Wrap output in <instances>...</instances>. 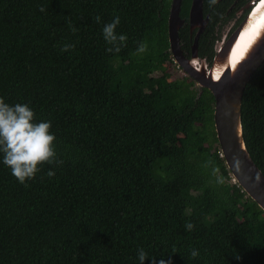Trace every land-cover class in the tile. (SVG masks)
I'll use <instances>...</instances> for the list:
<instances>
[{"label": "trees", "instance_id": "1", "mask_svg": "<svg viewBox=\"0 0 264 264\" xmlns=\"http://www.w3.org/2000/svg\"><path fill=\"white\" fill-rule=\"evenodd\" d=\"M250 1L204 0L201 58L213 62L218 30L242 21ZM171 4L0 0V97L51 121L60 161L25 184L0 163V264H138V248L170 264H264V211L225 163L213 93L187 75L171 80ZM191 4L179 31L188 57ZM114 15L128 37L119 53L101 35ZM242 123L264 174V63L245 88Z\"/></svg>", "mask_w": 264, "mask_h": 264}, {"label": "water", "instance_id": "2", "mask_svg": "<svg viewBox=\"0 0 264 264\" xmlns=\"http://www.w3.org/2000/svg\"><path fill=\"white\" fill-rule=\"evenodd\" d=\"M183 0H172L168 32L170 51L179 67L199 88L209 89L215 97L214 123L222 156L234 181L264 211V174L247 148L242 123V101L253 74L264 63V0H254L250 13L240 25L216 45L212 64L198 53L199 38L210 16L204 14V0H192L189 26L198 29L187 58L181 47L179 31ZM237 158L233 163V159Z\"/></svg>", "mask_w": 264, "mask_h": 264}, {"label": "clouds", "instance_id": "3", "mask_svg": "<svg viewBox=\"0 0 264 264\" xmlns=\"http://www.w3.org/2000/svg\"><path fill=\"white\" fill-rule=\"evenodd\" d=\"M97 23H101L99 16L95 17ZM120 24L119 15H114L110 22L103 23L101 35L105 41L106 52L119 53L121 48L126 45L128 39L126 34L116 31ZM74 32L75 28L72 29ZM72 44H64L61 51H68L73 48ZM137 52L143 53L147 50V44L140 42ZM56 136L51 131V121L35 119L33 109L26 103L10 104L0 97V163L10 169L11 175L21 184L32 180L37 173L41 171V166L45 163L49 165L58 164L55 147ZM237 158L234 157L233 163ZM214 173L219 172L218 167H214ZM54 171L50 168L46 173L48 177L54 175ZM218 184L224 183V177L219 176ZM186 230H191V223L185 224ZM191 256L196 257L198 251L193 249ZM164 257H149L143 248H138L136 258L138 264H144L146 259L151 258L153 264H170L166 262Z\"/></svg>", "mask_w": 264, "mask_h": 264}, {"label": "flooded vegetation", "instance_id": "4", "mask_svg": "<svg viewBox=\"0 0 264 264\" xmlns=\"http://www.w3.org/2000/svg\"><path fill=\"white\" fill-rule=\"evenodd\" d=\"M252 1H254V0H251L247 5H249ZM256 2L258 1V0H255ZM247 5L244 7V8H242V9H240V11L238 12V17H241V16H243V14L245 13V11L246 10H248V14L250 13V11L252 10V8H253V6H250L249 8H247ZM248 14H246L245 16H247ZM209 15V14H208ZM205 16H207V15H205ZM210 16V15H209ZM246 18V17H245ZM244 18V19H245ZM243 19V18H242ZM241 19V20H242ZM243 19V20H244ZM210 20V19H209ZM242 20V21H243ZM242 21H239L238 22V19H233V20H231V21H229V24L228 25H225L224 27H222L220 30H218V32H217V40L215 41V44H214V53L216 54V45H217V43L218 42H220V41H222L223 40V37L224 36H227V37H229L230 36V34L233 32L232 30L234 29V28H237L239 25H240V23L242 22ZM209 23V22H208ZM184 24H185V20H184ZM183 24V25H184ZM188 26H189V20H188ZM207 27V26H206ZM206 29V28H205ZM189 30H190V26H189ZM197 31H198V29L196 28L195 30H193L192 32H191V30H190V39L192 40V45H193V43H194V39H195V36H196V34H197ZM205 31V30H204ZM203 31V32H204ZM202 35V34H201ZM201 37V36H200ZM200 39V38H199ZM183 51V50H182ZM198 51H199V43H198ZM171 52V51H170ZM184 53V52H183ZM172 54V53H171ZM185 55V54H184ZM191 55H192V46H191V53H190V56L188 57L187 55H185L187 58H190L191 57ZM214 57H215V55H214ZM214 60V59H213ZM208 62V61H207ZM209 64H212V63H210V62H208Z\"/></svg>", "mask_w": 264, "mask_h": 264}, {"label": "rangeland", "instance_id": "5", "mask_svg": "<svg viewBox=\"0 0 264 264\" xmlns=\"http://www.w3.org/2000/svg\"><path fill=\"white\" fill-rule=\"evenodd\" d=\"M172 55V54H171ZM173 57V56H172ZM174 63L177 64L175 61V59L173 58ZM172 74L171 80L173 82H176L180 79H182L183 77H185L187 74L179 67V65L177 64L176 66L174 65H170V70H169Z\"/></svg>", "mask_w": 264, "mask_h": 264}]
</instances>
